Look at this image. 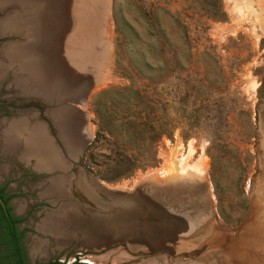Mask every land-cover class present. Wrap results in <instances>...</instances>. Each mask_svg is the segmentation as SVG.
<instances>
[{
  "label": "rangeland",
  "instance_id": "1",
  "mask_svg": "<svg viewBox=\"0 0 264 264\" xmlns=\"http://www.w3.org/2000/svg\"><path fill=\"white\" fill-rule=\"evenodd\" d=\"M66 1L82 0H0V48L24 39L22 14L33 20V4L54 25ZM106 3L107 22H93L99 78L94 70L77 80L89 141L75 159L62 149L67 186L56 181L42 195L41 176L0 146V186L30 263H263L258 239L249 242L255 259L227 250L244 248L264 208V0ZM17 84L0 82V122L35 106L59 142L49 102H22Z\"/></svg>",
  "mask_w": 264,
  "mask_h": 264
},
{
  "label": "crops",
  "instance_id": "2",
  "mask_svg": "<svg viewBox=\"0 0 264 264\" xmlns=\"http://www.w3.org/2000/svg\"><path fill=\"white\" fill-rule=\"evenodd\" d=\"M69 2L66 1L63 8L54 9V21L56 18L58 21L54 25L45 19L46 8L33 4V20L22 14L24 39L16 43L7 42L0 48V82L11 78V85L14 81L20 84L22 102L48 101L52 107L48 110V116L59 132V142L53 137L54 130L46 121L45 114L35 106H27L22 112L5 116L0 122V146L13 154L17 162L25 168V173L41 176L37 187L41 188L42 195L48 197L51 194L48 195L47 190L58 186L54 182L64 180L66 187L67 178H70V170L64 171L60 167L62 149L66 157L75 159L79 149H83L89 141L86 131L87 117L75 108L76 103L86 100V97H78L77 80L87 79L88 74L93 75L94 70L98 74L96 80L99 78L101 65H94L97 36L93 22L96 15L102 16L104 22L108 20L106 0H82L74 7ZM63 11L66 16L64 25L61 21ZM49 25L52 29H48ZM8 31L15 33L13 28ZM104 44L103 50L109 57V41ZM17 46L22 50L21 58H14V55L9 54ZM72 94L73 96L67 97ZM62 99L74 102V106H61ZM61 111L65 114L63 121L59 120Z\"/></svg>",
  "mask_w": 264,
  "mask_h": 264
},
{
  "label": "trees",
  "instance_id": "3",
  "mask_svg": "<svg viewBox=\"0 0 264 264\" xmlns=\"http://www.w3.org/2000/svg\"><path fill=\"white\" fill-rule=\"evenodd\" d=\"M10 198L0 186V264H31L23 242L25 231L19 228L20 218L8 206Z\"/></svg>",
  "mask_w": 264,
  "mask_h": 264
},
{
  "label": "bare ground",
  "instance_id": "4",
  "mask_svg": "<svg viewBox=\"0 0 264 264\" xmlns=\"http://www.w3.org/2000/svg\"><path fill=\"white\" fill-rule=\"evenodd\" d=\"M50 90V89H49ZM264 198V197H263ZM255 205V204H254ZM258 206V205H257ZM255 208L253 207V210H254ZM254 213V212H253ZM252 213V214H253ZM262 214L260 215L261 216V219H258L257 220V222H259L260 221V223H258L257 224V222H254L255 224H254V226L253 227H248L247 229H245V232H244V234L242 235V243L238 240V239H235L234 241L232 240V241H230L229 243H227V244H225L226 245V247L227 248H229V246L230 245H235V243H241L242 245H244V248L243 249H241V250H236V249H229V250H227L228 252H227V254H233V255H237V254H240L241 256H243L244 258H248L249 256H251V257H253V255H256L254 252H253V250L251 251V249L253 248L252 246L254 245L253 243V245H250V239H254V240H256V239H258V242L257 243H259V241L260 242H263L264 243V208H263V210H262V212H261ZM87 214V213H86ZM258 217V216H257ZM251 220V219H250ZM253 220H251V222H252ZM250 226H251V224H249ZM259 225H260V227H259ZM221 241V240H220ZM219 241V242H220ZM224 242H227V240H223ZM260 244V243H259ZM250 247V248H249ZM263 248V247H262ZM260 256V255H259ZM257 258H258V256H256ZM253 259H255L254 257H253ZM253 261V260H252ZM254 262V261H253ZM255 263V262H254ZM253 263V264H254ZM259 264V263H258ZM261 264H264V262L263 263H261Z\"/></svg>",
  "mask_w": 264,
  "mask_h": 264
},
{
  "label": "flooded vegetation",
  "instance_id": "5",
  "mask_svg": "<svg viewBox=\"0 0 264 264\" xmlns=\"http://www.w3.org/2000/svg\"><path fill=\"white\" fill-rule=\"evenodd\" d=\"M10 201V200H9ZM8 206L10 207V205H9V203H8ZM11 208V207H10ZM13 212V211H12ZM20 228V227H19ZM21 229V228H20ZM22 230V229H21ZM23 240H24V238H23ZM27 253V252H26ZM27 256H28V254H27Z\"/></svg>",
  "mask_w": 264,
  "mask_h": 264
},
{
  "label": "water",
  "instance_id": "6",
  "mask_svg": "<svg viewBox=\"0 0 264 264\" xmlns=\"http://www.w3.org/2000/svg\"><path fill=\"white\" fill-rule=\"evenodd\" d=\"M1 201V200H0Z\"/></svg>",
  "mask_w": 264,
  "mask_h": 264
}]
</instances>
